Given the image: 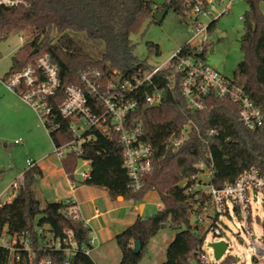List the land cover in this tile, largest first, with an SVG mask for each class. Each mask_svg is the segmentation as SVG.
I'll return each instance as SVG.
<instances>
[{
	"label": "trees",
	"instance_id": "1",
	"mask_svg": "<svg viewBox=\"0 0 264 264\" xmlns=\"http://www.w3.org/2000/svg\"><path fill=\"white\" fill-rule=\"evenodd\" d=\"M247 10L242 17V34L239 49L242 55L233 73V81L242 87L248 98L259 107L263 124L254 131L245 130L238 120L236 104L210 99L201 112L187 108L180 98L178 88L168 75L169 67L152 78L160 98L159 107L147 109L144 98L150 88H142L135 94L139 102L133 115L143 122V142L151 148L152 170L142 178L139 191L131 190L129 179L122 167V151L118 135L111 130L96 128L84 134L82 154L68 153L61 160L62 169L70 181L78 159L91 161L90 179L83 184L105 189L111 198L141 201L148 193H155L160 209L146 219L137 218L115 237L120 251L119 264H137L149 240L165 226L179 230L165 250L163 264H186L196 257L203 242L202 227L193 224V216L199 213L206 196L197 200L194 194H184L179 186L183 180L199 173L196 164L212 162L209 184L220 188L234 182L244 171L257 169L264 174V14L260 4L264 0H243ZM25 6L0 7V41L13 33L28 35L12 55L9 70L2 79L33 65L38 57H46L56 67L60 86L54 107L64 101L65 90L78 85L83 71H97L102 82L116 83L117 78L131 80L152 67L138 60L133 52L132 35H137L147 20L162 8L167 12L175 2L156 4L152 0H24ZM167 14V13H166ZM211 24L208 35L214 31ZM100 44L102 51L93 56L86 52L78 37ZM150 53L157 47L146 44ZM206 44L199 56L204 60ZM34 52V53H33ZM185 47L180 51L183 56ZM68 119L58 117V131L46 132L52 145H63L72 139L68 131ZM185 139L177 146L172 141ZM214 131L215 135H206ZM42 172L35 165L22 173L16 194L0 208V230L8 233H24L31 241L33 260L22 255L16 261L0 247V264H36L43 257L40 249L46 246V233L55 238H71L78 248L89 246L91 229L69 213L70 205L61 202L41 204L36 198L35 186ZM199 205V206H197ZM195 206L197 208L195 209ZM40 216V217H39ZM39 217V218H38ZM41 230V232H39ZM139 242L140 251L133 253V243ZM51 264H95L90 255L77 251L67 257L64 252L52 251ZM220 264H233L227 257Z\"/></svg>",
	"mask_w": 264,
	"mask_h": 264
},
{
	"label": "built area",
	"instance_id": "2",
	"mask_svg": "<svg viewBox=\"0 0 264 264\" xmlns=\"http://www.w3.org/2000/svg\"><path fill=\"white\" fill-rule=\"evenodd\" d=\"M239 1L165 0L166 4L175 2L178 9L189 20L191 35L183 46L186 51L183 56L180 55L183 48L181 47L164 64L152 67L148 72L138 74L131 80L120 79L116 83L104 84L99 72L83 71L79 74L78 85L66 88L64 101L56 108L53 102L56 100L60 80L56 67L46 57H38L33 65L2 79L1 84L6 91L17 96L24 105L33 110L47 133L59 130L60 125L56 124L58 117L64 120L68 119L67 129L72 134V139L63 145H53L52 155L59 161L63 160L68 153L80 156L84 134L91 129L96 128L103 132L111 130L117 134L122 151V167L129 179V186L131 190L139 191L142 186V178L152 170V162L151 148L142 139L143 122L140 118L133 117L139 103L135 94L142 88H150L151 92L144 98V103L147 106L159 103L160 95L152 83V78L162 69L169 67L168 75L178 88L180 98L188 109L201 112L205 110L210 99L229 101L237 105L238 120L245 130L254 131L262 126L263 115L259 107L253 104L242 87L233 80L222 77L199 57L207 42L211 24L229 14L232 5ZM20 6H25L24 0H0V7ZM153 8H158V4H155ZM239 20L242 21V17H239ZM184 133L180 139L172 141L173 147L182 143L185 139ZM206 135H215V132L208 131ZM20 141L18 139L15 143H20ZM26 163L27 168L34 166L31 159ZM78 163H80V167H78ZM78 163L73 171V176L76 175L74 177L78 182L85 183L90 179L91 161L78 159ZM212 167L211 161L208 165L202 161L197 163L196 168L200 170L199 173L188 180L181 181L179 186L184 189L186 195L197 192L194 194L195 200L200 195L207 197L199 213L194 214L193 224L203 228L204 237L208 232L213 237H221L223 233L220 228V218L229 217V213L233 212L236 216H242L245 222L249 223L251 219L250 202L257 195L261 196L264 214V174L252 168L244 171L234 182L214 188L209 184ZM205 179L207 180L205 181ZM75 185V181L71 183L72 188ZM11 188L16 190L17 185L13 184ZM63 202L70 205L69 213L72 217L80 219L73 200L68 198ZM2 205L0 202V208ZM249 229L250 227L247 225L246 230L251 237ZM45 235L46 246L40 249L43 257L36 264H51L49 256L52 251L64 252L67 257L74 255L77 251L89 255L90 250L98 246L97 237L92 231L89 233L90 249L78 248L71 238V233L62 239L55 238L50 232ZM249 246L254 251L253 262L264 264V217L260 223V235L252 238ZM0 247L9 253L11 259L16 261L22 255L29 263L33 260L31 241L24 233L10 234L7 228H2L0 230ZM209 248L212 250L210 246ZM227 248L226 244V250ZM226 250L220 259L214 258V262H209L200 247L196 257L186 264H220L227 258ZM64 264L69 263L65 261Z\"/></svg>",
	"mask_w": 264,
	"mask_h": 264
},
{
	"label": "rangeland",
	"instance_id": "3",
	"mask_svg": "<svg viewBox=\"0 0 264 264\" xmlns=\"http://www.w3.org/2000/svg\"><path fill=\"white\" fill-rule=\"evenodd\" d=\"M156 4H163L165 0H152ZM247 10V4L240 0L231 7V12L222 16L215 23L214 31L208 35L206 49L204 54V63L215 69L222 77L233 80V73L236 65L242 58L239 49V37L242 34V22L239 17H243ZM260 10L264 14V5L260 4ZM191 35L189 20L181 10L172 8L167 12L160 23L153 22L152 19L147 20L141 31L137 35L131 36L134 45V56L140 61H146L149 67H156L164 64L169 58L181 47H183ZM28 35L21 33H13L6 40L0 41V77L6 73L11 64V57L14 55L24 43ZM78 40L83 44L86 52L93 56L102 51L100 44L88 42L84 37L79 36ZM146 44H152L157 47L156 51L150 53ZM0 88L4 94H10L0 82ZM12 94V93H11ZM6 99L0 98V200L6 201L11 195L16 194V190L10 188L6 194H3L6 187L15 182V175L27 166V157L23 154L24 148L13 145V135L19 129H25L29 136L28 147L30 150H36L41 141V134L36 124L40 126L44 132L47 143L49 144V152L52 155L53 145L51 144L46 131L39 118L29 107L26 108L31 112L34 121L30 116L15 109ZM24 106V105H23ZM41 131V132H42ZM15 132V133H14ZM185 131V135H186ZM27 159V160H26ZM80 167V163H78ZM77 173V171H76ZM76 177V175H74ZM207 179H205L206 181ZM19 180H16L18 184ZM119 198V201L122 198ZM37 199H39L37 197ZM41 200V198H40ZM42 201V200H41ZM119 206V210L105 217L108 223L109 232H122L127 223L124 222L123 216L137 217L146 219L155 214L160 207L158 195L153 193L146 194L142 200H124L122 203H115ZM143 205L142 213H139V206ZM251 219L249 223L245 222L242 216H236L233 212L229 213V217H221L220 228L223 235L221 237H213L208 232L201 244V251L209 262H214L213 252L209 248V244L223 240L228 248L226 256L231 257L233 264H255L253 262L254 251L250 248L252 238L260 235V223L264 214L262 209L261 196L257 195L250 202ZM88 212V213H87ZM90 210L86 208V215L89 216ZM122 219V221H121ZM104 225L106 224V222ZM249 226L251 237L248 235L246 226ZM116 229L115 231H113ZM179 230L165 226L152 237L146 245L142 256L137 264H163L165 260V250L173 240L175 234ZM98 246L93 247L89 255L95 264H119L120 251L115 243L111 233L103 232L97 235Z\"/></svg>",
	"mask_w": 264,
	"mask_h": 264
},
{
	"label": "crops",
	"instance_id": "4",
	"mask_svg": "<svg viewBox=\"0 0 264 264\" xmlns=\"http://www.w3.org/2000/svg\"><path fill=\"white\" fill-rule=\"evenodd\" d=\"M2 77H0V82L2 80ZM0 98L6 99L7 102H9L15 109L25 113V115L28 114L31 120L34 121L31 112H29V110L17 96L11 93L4 94L0 88ZM35 126L38 128L40 133H42V142L36 150L29 149V136L25 129H19L16 131V133L14 132L15 134L13 135V138L15 139L13 145H15V147H23V154L26 155L28 160L31 159L34 162V165L38 167L42 172V178L38 180L35 186L36 198H39L37 200H39L41 204H44L61 202L65 199L71 198L75 203V208L78 211L80 220H82L91 229L96 237L97 235L100 236V234L103 232H108V234L111 233V236H113L114 238L118 233H113L112 235V232H109L108 223L110 224V220H105V217H109L111 214L119 210V206H117L115 203L119 204V202L122 203L124 200L122 199L119 201V198L113 199L108 195L105 189L80 183L76 180L75 177L73 181H70L62 169L61 162L49 152V144L46 141L44 132L41 130L40 126H38L37 124ZM18 139L21 140L20 143H15V141ZM27 169L28 168L26 166L24 170L17 172L14 177L15 182H13L9 188L6 187L3 194H6L11 186L13 184H16V180H19V184L22 173ZM74 181L76 182V185L74 186V188H72L71 183H73ZM13 197L14 196L11 195L8 200H0V202L2 204L9 203ZM40 198L42 201L40 200ZM86 208L90 210L89 213L91 214L89 216L86 215ZM122 219H124V222L127 223V227L131 225L137 219V217L124 215ZM105 221L107 222L104 225ZM115 230L116 229H114L113 231Z\"/></svg>",
	"mask_w": 264,
	"mask_h": 264
},
{
	"label": "water",
	"instance_id": "5",
	"mask_svg": "<svg viewBox=\"0 0 264 264\" xmlns=\"http://www.w3.org/2000/svg\"><path fill=\"white\" fill-rule=\"evenodd\" d=\"M166 13H167V8H162L160 11L154 13L152 16L153 22L160 23L163 20V18L165 17ZM119 81H120V78H117V82H119ZM158 107H159V103H153V104L148 105L147 109H153V108H158ZM142 210H143V205H140L139 206V213L140 214L142 213ZM209 246L213 250V256L215 259H220V257L223 255V253L226 250V244L224 242H215V243L209 244ZM139 251H140L139 242L135 241L133 243V253L137 254Z\"/></svg>",
	"mask_w": 264,
	"mask_h": 264
}]
</instances>
